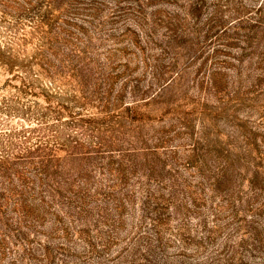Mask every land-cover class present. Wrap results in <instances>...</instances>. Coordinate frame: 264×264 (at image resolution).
Returning <instances> with one entry per match:
<instances>
[{"label": "rangeland", "instance_id": "1", "mask_svg": "<svg viewBox=\"0 0 264 264\" xmlns=\"http://www.w3.org/2000/svg\"><path fill=\"white\" fill-rule=\"evenodd\" d=\"M2 1L23 27L54 0ZM68 2V49L128 83L126 153L0 224V264H264V0Z\"/></svg>", "mask_w": 264, "mask_h": 264}, {"label": "trees", "instance_id": "2", "mask_svg": "<svg viewBox=\"0 0 264 264\" xmlns=\"http://www.w3.org/2000/svg\"><path fill=\"white\" fill-rule=\"evenodd\" d=\"M63 1L23 27L0 18V68L10 76L0 93V224L90 191L77 178L90 179L94 163L105 168L126 153L122 130L135 118V107L124 106L128 83L117 89L112 77L95 78L86 53L68 49L70 34L55 13L74 6L55 5ZM0 11H8L2 0Z\"/></svg>", "mask_w": 264, "mask_h": 264}]
</instances>
